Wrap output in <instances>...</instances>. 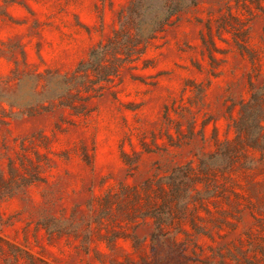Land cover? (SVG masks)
Returning a JSON list of instances; mask_svg holds the SVG:
<instances>
[{
	"label": "rangeland",
	"instance_id": "obj_1",
	"mask_svg": "<svg viewBox=\"0 0 264 264\" xmlns=\"http://www.w3.org/2000/svg\"><path fill=\"white\" fill-rule=\"evenodd\" d=\"M0 264H264V0H0Z\"/></svg>",
	"mask_w": 264,
	"mask_h": 264
},
{
	"label": "trees",
	"instance_id": "obj_2",
	"mask_svg": "<svg viewBox=\"0 0 264 264\" xmlns=\"http://www.w3.org/2000/svg\"><path fill=\"white\" fill-rule=\"evenodd\" d=\"M172 16V15H171ZM152 38V36H149L147 39H145V41H148ZM130 40L128 39V42H125L124 44H127L129 43ZM116 45L112 46V47H109V46H106V47H103L101 48L99 51H93L92 54H91V64L90 66H88L87 68H85L84 71H87L88 69H91L92 68H102V63L103 61L105 60V57L106 55L111 51H113L115 48ZM119 61L118 58L115 57V62ZM113 68V71L111 72V74H109L108 77H110V75H114L116 76L117 75V68L115 66L112 67Z\"/></svg>",
	"mask_w": 264,
	"mask_h": 264
}]
</instances>
